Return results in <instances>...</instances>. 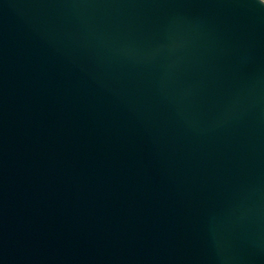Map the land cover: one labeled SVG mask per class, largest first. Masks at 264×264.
<instances>
[{"label": "water", "instance_id": "water-1", "mask_svg": "<svg viewBox=\"0 0 264 264\" xmlns=\"http://www.w3.org/2000/svg\"><path fill=\"white\" fill-rule=\"evenodd\" d=\"M0 264H264V1L0 0Z\"/></svg>", "mask_w": 264, "mask_h": 264}, {"label": "rangeland", "instance_id": "rangeland-1", "mask_svg": "<svg viewBox=\"0 0 264 264\" xmlns=\"http://www.w3.org/2000/svg\"><path fill=\"white\" fill-rule=\"evenodd\" d=\"M264 1V0H263Z\"/></svg>", "mask_w": 264, "mask_h": 264}]
</instances>
